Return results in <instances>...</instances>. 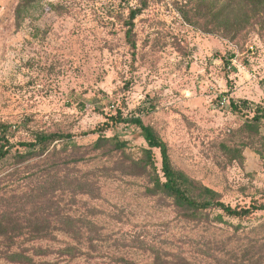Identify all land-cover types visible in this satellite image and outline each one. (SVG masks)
<instances>
[{
  "label": "rangeland",
  "instance_id": "rangeland-1",
  "mask_svg": "<svg viewBox=\"0 0 264 264\" xmlns=\"http://www.w3.org/2000/svg\"><path fill=\"white\" fill-rule=\"evenodd\" d=\"M196 2L147 0L134 49L143 0L0 1V264H264V211L187 218L149 192L141 131L116 123L140 118L222 202L264 204V123L247 126L264 107V16L230 39L202 29ZM40 134L61 138L25 146ZM113 137L124 151L95 148Z\"/></svg>",
  "mask_w": 264,
  "mask_h": 264
},
{
  "label": "trees",
  "instance_id": "trees-1",
  "mask_svg": "<svg viewBox=\"0 0 264 264\" xmlns=\"http://www.w3.org/2000/svg\"><path fill=\"white\" fill-rule=\"evenodd\" d=\"M38 1L40 0H22L21 7L27 8ZM146 7L147 0H143L141 8L131 11L130 20L127 23L129 27L127 32L128 40L134 49L136 48V43L133 40L134 21ZM238 8H240L239 13ZM194 16L197 22H201V20L207 22V25L202 27L205 32H220L226 38L236 39L243 32L252 28V25L248 24H252V21L264 16V0H197ZM186 18L189 22H192L188 15H186ZM248 104V101H244L242 105L232 103L231 106L233 111L243 113ZM116 123L129 124L141 131L149 148L145 149V157L139 164V167H142L145 174L151 179L153 186L149 188V192L163 194L172 198L176 205L183 209L187 218L197 219L209 210H219L231 218L247 219L255 216L257 212L264 211V204L254 205L249 208H234L218 199V193L214 190L195 184L182 171L175 169L172 164L168 144L156 134L152 127L145 125L140 118L126 119L122 113H118ZM263 123L264 107H257L254 118L251 122L247 123V126L259 133ZM57 137L61 138L60 135L40 134L35 143L25 144V146L36 149L40 145H47ZM68 138L71 139V136L68 135ZM5 140V137L0 133V142ZM108 144L111 146V151H124L127 146L126 142L121 141L117 137H113L111 139L100 138L95 144V148L101 149L108 146ZM154 150H159L161 153L164 182L156 167L157 159L154 156ZM8 154L9 151H5V146H1L0 160H4ZM236 154L239 155L240 152L237 150ZM76 158H78L76 154L68 153V170L72 165L77 164L79 158ZM68 174L70 175L72 173L68 172ZM75 180L79 184L83 183L81 180ZM82 187H84V184H82ZM194 190L197 192V195L193 194ZM75 220V218H68V222H73V225Z\"/></svg>",
  "mask_w": 264,
  "mask_h": 264
}]
</instances>
